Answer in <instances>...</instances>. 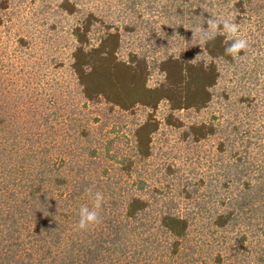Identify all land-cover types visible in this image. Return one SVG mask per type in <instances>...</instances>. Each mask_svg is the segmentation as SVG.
Instances as JSON below:
<instances>
[{
  "label": "trees",
  "instance_id": "trees-1",
  "mask_svg": "<svg viewBox=\"0 0 264 264\" xmlns=\"http://www.w3.org/2000/svg\"><path fill=\"white\" fill-rule=\"evenodd\" d=\"M173 1L166 0L163 10L170 12ZM177 1L175 13L197 18L201 26L198 36H189L195 47L155 62L162 74L156 85L148 83L152 65L145 53L133 49L119 55L123 30L108 13L84 12L79 0L58 1L61 12L75 17L68 31V67L75 85L70 100L77 102L52 98L49 110L43 103L34 105L21 127L13 126L17 120L7 112L5 98L0 100V264H264V172L251 169L240 182L242 171L236 169L231 180L208 194V201L183 210L180 198L192 199L196 183L179 175L175 196L159 204L155 185L141 171L161 124L155 114L160 103L167 105L164 124L178 130L182 141L214 133L211 124L184 123L178 113L207 107L220 77L218 63L234 56L225 51L234 39L218 13H212L230 0L215 6L209 0ZM232 1L228 9H236V16L250 4ZM9 2L0 0V10ZM127 2L133 8L141 1ZM209 20L218 23L215 31ZM96 25L101 28L93 41ZM135 28L124 27L126 32ZM139 109L144 115L129 134H122L118 123L106 125L111 115ZM231 182L235 187L227 191ZM97 193L102 196L99 209L94 207ZM82 206L99 217L83 230L78 227ZM199 215L207 220L199 223ZM202 230L221 231L225 245L203 259L191 243L192 231ZM230 230L240 233L238 245L251 236L256 246L229 251Z\"/></svg>",
  "mask_w": 264,
  "mask_h": 264
},
{
  "label": "rangeland",
  "instance_id": "rangeland-1",
  "mask_svg": "<svg viewBox=\"0 0 264 264\" xmlns=\"http://www.w3.org/2000/svg\"><path fill=\"white\" fill-rule=\"evenodd\" d=\"M58 1L10 0L9 6L0 10V100L5 98L7 112L15 116L17 124L13 126L26 125L29 109L34 105L43 103L44 109L52 108L49 106L52 98H58L59 103L65 99L77 102L76 97L70 100L69 93L75 85L68 67L72 47L68 31L75 17L61 12L56 5ZM79 1L84 12L108 13L109 21L123 30L120 56H126L133 49L145 53L152 65L149 85H156L162 79L155 62L164 54L180 55L196 45L193 38L199 34L201 20L191 21L188 19L192 18H186L187 14H176L177 0L172 2L174 7L168 6L170 12L163 10L166 0H140L133 8L128 6L127 0ZM221 1L209 0L214 6ZM232 3L230 0L226 5L221 4L220 10H212V13L217 12L223 22L238 25L237 37L226 33L231 39H245L248 46L231 61L218 63L220 77L212 88L207 107L178 113L184 123L211 124L214 133L196 142L182 141L178 130L164 124L166 103H160L155 112L161 124L152 138V153L140 167L149 185H155L153 197H159V204L175 196L174 186L179 175L198 186L192 199L180 198L179 206L186 210L196 207V201L203 203L205 198L208 201V194L219 190L222 181L231 180L236 169L242 171L240 182L251 169L264 172V0H250L245 13H238V16L236 9H228ZM125 26L136 28L126 32ZM93 28L91 36L96 41L101 26ZM189 36L193 37L191 41ZM197 54L204 57L203 53ZM68 107L66 105V109ZM122 114L111 115L106 125L118 123L121 133L129 134L130 126L143 117L144 111ZM234 187L235 182H231L227 191ZM153 204L158 207L156 202ZM218 204L214 207L218 208ZM206 220L205 216H198L199 223ZM237 230L229 232V251L256 246L251 236L238 245L240 233ZM221 240V231L216 234L208 230L192 231L191 235V243L195 244L201 259L216 252L217 248L223 249L225 245Z\"/></svg>",
  "mask_w": 264,
  "mask_h": 264
},
{
  "label": "clouds",
  "instance_id": "clouds-1",
  "mask_svg": "<svg viewBox=\"0 0 264 264\" xmlns=\"http://www.w3.org/2000/svg\"><path fill=\"white\" fill-rule=\"evenodd\" d=\"M209 27L215 31L217 28L218 23H213L211 20H209ZM224 30L228 33H230L233 37H237L238 28L239 26L234 23H229L227 21L223 22ZM247 41L245 39L235 38L234 43L228 47L225 51L228 54L232 55H238L242 49H245L247 47ZM102 196L97 193L95 196V204L94 207L96 209H99L101 206ZM99 222V217L97 211L90 210L87 206H82L79 209V221H78V227L80 229H85L89 225H94Z\"/></svg>",
  "mask_w": 264,
  "mask_h": 264
}]
</instances>
